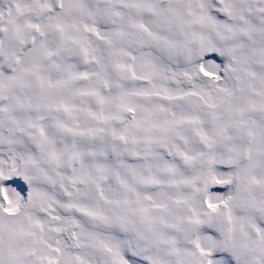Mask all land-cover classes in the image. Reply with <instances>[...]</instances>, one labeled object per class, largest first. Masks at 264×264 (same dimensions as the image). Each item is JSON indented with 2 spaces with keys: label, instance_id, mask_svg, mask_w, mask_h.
Here are the masks:
<instances>
[{
  "label": "snow or ice",
  "instance_id": "1",
  "mask_svg": "<svg viewBox=\"0 0 264 264\" xmlns=\"http://www.w3.org/2000/svg\"><path fill=\"white\" fill-rule=\"evenodd\" d=\"M0 264H264V0H0Z\"/></svg>",
  "mask_w": 264,
  "mask_h": 264
},
{
  "label": "rangeland",
  "instance_id": "2",
  "mask_svg": "<svg viewBox=\"0 0 264 264\" xmlns=\"http://www.w3.org/2000/svg\"><path fill=\"white\" fill-rule=\"evenodd\" d=\"M210 191H213V192H224L225 189L224 188H213V189H210Z\"/></svg>",
  "mask_w": 264,
  "mask_h": 264
}]
</instances>
